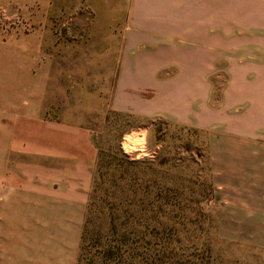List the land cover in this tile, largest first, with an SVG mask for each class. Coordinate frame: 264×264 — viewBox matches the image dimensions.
<instances>
[{"label": "crops", "instance_id": "1", "mask_svg": "<svg viewBox=\"0 0 264 264\" xmlns=\"http://www.w3.org/2000/svg\"><path fill=\"white\" fill-rule=\"evenodd\" d=\"M86 89L264 143V0H0V264H78L98 160Z\"/></svg>", "mask_w": 264, "mask_h": 264}, {"label": "rangeland", "instance_id": "2", "mask_svg": "<svg viewBox=\"0 0 264 264\" xmlns=\"http://www.w3.org/2000/svg\"><path fill=\"white\" fill-rule=\"evenodd\" d=\"M227 79L213 75V104ZM96 92H84L98 148L87 235L111 238L114 223L121 264H264V143L116 112Z\"/></svg>", "mask_w": 264, "mask_h": 264}, {"label": "trees", "instance_id": "3", "mask_svg": "<svg viewBox=\"0 0 264 264\" xmlns=\"http://www.w3.org/2000/svg\"><path fill=\"white\" fill-rule=\"evenodd\" d=\"M87 224H89V218L86 216L78 264H121L117 258V253L121 249L122 244L128 243L125 238L121 240L114 237L118 234L116 225L111 223V227H109V233L114 235L113 237L108 238L106 235L102 238L100 232L92 233L90 236L89 234L87 235ZM129 264L136 263L131 260Z\"/></svg>", "mask_w": 264, "mask_h": 264}, {"label": "clouds", "instance_id": "4", "mask_svg": "<svg viewBox=\"0 0 264 264\" xmlns=\"http://www.w3.org/2000/svg\"><path fill=\"white\" fill-rule=\"evenodd\" d=\"M138 143H141V141H137Z\"/></svg>", "mask_w": 264, "mask_h": 264}]
</instances>
